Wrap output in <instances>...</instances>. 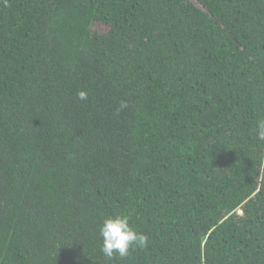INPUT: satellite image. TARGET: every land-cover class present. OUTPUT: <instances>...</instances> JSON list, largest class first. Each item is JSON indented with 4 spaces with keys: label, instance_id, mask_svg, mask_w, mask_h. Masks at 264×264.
<instances>
[{
    "label": "trees",
    "instance_id": "obj_1",
    "mask_svg": "<svg viewBox=\"0 0 264 264\" xmlns=\"http://www.w3.org/2000/svg\"><path fill=\"white\" fill-rule=\"evenodd\" d=\"M261 120L264 0H0V264H264Z\"/></svg>",
    "mask_w": 264,
    "mask_h": 264
},
{
    "label": "clouds",
    "instance_id": "obj_2",
    "mask_svg": "<svg viewBox=\"0 0 264 264\" xmlns=\"http://www.w3.org/2000/svg\"><path fill=\"white\" fill-rule=\"evenodd\" d=\"M77 96L80 100L87 99V93L83 91ZM257 136L259 140L264 141V120L258 122ZM99 234L102 239L100 251L109 260L114 256L121 259L127 257L133 246L139 249L146 248L149 239L147 235L137 232L131 226L129 218L122 214L104 219Z\"/></svg>",
    "mask_w": 264,
    "mask_h": 264
}]
</instances>
